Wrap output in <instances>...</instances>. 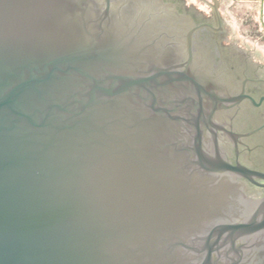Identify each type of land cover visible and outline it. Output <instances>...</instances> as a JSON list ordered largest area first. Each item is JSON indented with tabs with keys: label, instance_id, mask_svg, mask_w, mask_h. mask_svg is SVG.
I'll return each instance as SVG.
<instances>
[{
	"label": "water",
	"instance_id": "1",
	"mask_svg": "<svg viewBox=\"0 0 264 264\" xmlns=\"http://www.w3.org/2000/svg\"><path fill=\"white\" fill-rule=\"evenodd\" d=\"M99 1L0 0V264H240L264 197L224 178L264 172L220 156L214 52L167 0Z\"/></svg>",
	"mask_w": 264,
	"mask_h": 264
},
{
	"label": "flooded vegetation",
	"instance_id": "2",
	"mask_svg": "<svg viewBox=\"0 0 264 264\" xmlns=\"http://www.w3.org/2000/svg\"><path fill=\"white\" fill-rule=\"evenodd\" d=\"M105 1L100 0L96 4L106 8ZM121 2L112 0L110 4L112 8L123 9H131L136 4V0H128L126 4ZM167 2L172 3L178 13L188 21L181 24L186 25L187 29L195 30L192 35L193 54L197 53V47H207L214 52L215 61L219 65L223 78L220 85L223 86L216 90V93L229 98L228 102L221 104L217 101L210 106L220 109L217 120L211 127L213 131L221 134L223 140L220 142V156L229 160L232 165H235L238 156L240 163L245 167L264 172V100L261 101L264 96V65L253 60V53L231 41L229 24L220 14L219 3L216 11L213 5L205 6L201 0H198V5L188 0ZM201 7H206L207 10L203 11ZM183 26L182 33L179 34L181 40L175 34L172 36L175 40L168 39L173 43V54L179 58L180 64L174 68L178 70L184 69L182 66L189 53ZM165 55L172 61L170 53ZM206 147L207 152L214 156L215 149L211 137ZM224 179L229 187H233L242 204L256 205L264 197V188L258 186L264 183L260 179L254 178L258 185L233 175ZM251 210H247V214L250 215ZM243 244L246 248L243 250L240 264H264V232L249 236L244 239Z\"/></svg>",
	"mask_w": 264,
	"mask_h": 264
},
{
	"label": "rangeland",
	"instance_id": "3",
	"mask_svg": "<svg viewBox=\"0 0 264 264\" xmlns=\"http://www.w3.org/2000/svg\"><path fill=\"white\" fill-rule=\"evenodd\" d=\"M188 1L194 4H197L198 2V0ZM224 5L219 11L223 19L229 24L231 41H234L236 45L240 46L241 48L244 47L249 53L253 52V54L257 55L258 62L264 63V43H262L258 37V39H255L256 37H254V35L248 33L247 24H249V21L246 20L244 16L240 17L236 13V10L234 11V9H232L233 5ZM201 9H203V11L207 10L206 7H201Z\"/></svg>",
	"mask_w": 264,
	"mask_h": 264
},
{
	"label": "crops",
	"instance_id": "4",
	"mask_svg": "<svg viewBox=\"0 0 264 264\" xmlns=\"http://www.w3.org/2000/svg\"><path fill=\"white\" fill-rule=\"evenodd\" d=\"M205 6L216 5L219 3L220 10L226 3L229 6L233 5L232 9L236 10V13L249 21L247 24L248 33L254 35L255 39H260L264 43V0H242V1H231V0H201ZM226 4L224 6H226ZM251 24V25H250ZM259 35V36H256ZM258 37V38H257ZM253 53V52H252ZM252 58L257 62V55L252 54ZM262 65L264 63L260 62Z\"/></svg>",
	"mask_w": 264,
	"mask_h": 264
},
{
	"label": "built area",
	"instance_id": "5",
	"mask_svg": "<svg viewBox=\"0 0 264 264\" xmlns=\"http://www.w3.org/2000/svg\"><path fill=\"white\" fill-rule=\"evenodd\" d=\"M231 1H242V0H231Z\"/></svg>",
	"mask_w": 264,
	"mask_h": 264
},
{
	"label": "trees",
	"instance_id": "6",
	"mask_svg": "<svg viewBox=\"0 0 264 264\" xmlns=\"http://www.w3.org/2000/svg\"><path fill=\"white\" fill-rule=\"evenodd\" d=\"M257 36H259V35H257ZM242 48H244V47H242Z\"/></svg>",
	"mask_w": 264,
	"mask_h": 264
}]
</instances>
